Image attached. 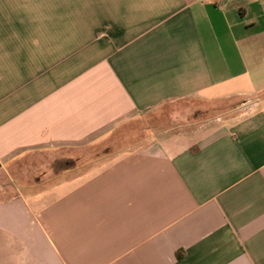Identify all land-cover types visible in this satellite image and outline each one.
I'll return each instance as SVG.
<instances>
[{"label":"crops","instance_id":"0c3cea01","mask_svg":"<svg viewBox=\"0 0 264 264\" xmlns=\"http://www.w3.org/2000/svg\"><path fill=\"white\" fill-rule=\"evenodd\" d=\"M10 167L0 264H264V2L0 0Z\"/></svg>","mask_w":264,"mask_h":264},{"label":"rangeland","instance_id":"374dc122","mask_svg":"<svg viewBox=\"0 0 264 264\" xmlns=\"http://www.w3.org/2000/svg\"><path fill=\"white\" fill-rule=\"evenodd\" d=\"M175 104L176 103H168L164 105L160 110L159 117L154 118L152 124L153 123L156 124L158 121H166V119L169 118V113L174 110L173 107L176 106ZM180 104H182L183 106L185 105L192 106L193 103L180 101ZM148 125H149L148 121H140V122H130L128 124H124L118 127L113 132L110 139L106 143L101 144L98 147L99 152L101 153L106 148H108L109 150L112 151V154L108 156L109 158H111L113 155L119 154L120 152H124L127 149L146 148L149 144L148 143L149 133L147 129ZM24 169L25 168L10 167L6 172L0 174V184L3 186L7 184V186L9 187L10 186L15 187L16 180H23L24 177H26V175L20 172L21 170ZM15 192H19V191L6 189V190H1L0 195L4 196V193L10 195V194H14Z\"/></svg>","mask_w":264,"mask_h":264},{"label":"built area","instance_id":"2783aa9c","mask_svg":"<svg viewBox=\"0 0 264 264\" xmlns=\"http://www.w3.org/2000/svg\"><path fill=\"white\" fill-rule=\"evenodd\" d=\"M258 1H260V2H264V0H258Z\"/></svg>","mask_w":264,"mask_h":264}]
</instances>
